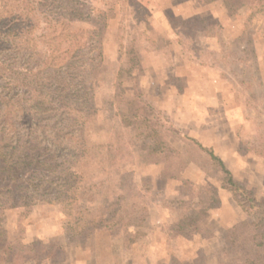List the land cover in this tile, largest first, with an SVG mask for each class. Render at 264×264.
<instances>
[{
    "label": "rangeland",
    "instance_id": "1",
    "mask_svg": "<svg viewBox=\"0 0 264 264\" xmlns=\"http://www.w3.org/2000/svg\"><path fill=\"white\" fill-rule=\"evenodd\" d=\"M92 3L105 10L107 27L103 65L94 81L96 115L86 131L89 147L85 154L92 155L77 165L83 180L73 215L96 220L106 210L102 194L123 190L128 195L123 214L131 233L137 235L130 247L108 230L70 242L64 234V213L55 204L38 200L29 212L23 208L4 212L7 239L20 235L29 245L23 264L226 262L225 228L220 227L219 219L242 226L246 211L222 187L223 174L201 170L196 159L181 172V178L191 180L193 186L161 177L162 165L145 158L143 141L132 143L130 129H119V112L113 106L115 79L120 69L139 66L143 72L139 84L158 119L171 125L180 137H195L210 147L237 183L256 200H264V14L250 17L245 7L228 13L219 1ZM33 34H41V25ZM134 53L137 66L130 61ZM48 101L46 106H51ZM121 106V113H131L129 106ZM101 145L105 148H97ZM166 147L189 161L184 142L167 141ZM206 183L216 186L217 203L207 209L197 232L188 238L178 236L176 221L186 210L202 209L195 193ZM190 203L195 206H187ZM210 211L220 212L218 222L217 216L208 218ZM260 232L262 243L254 252L264 256V221ZM56 244L63 248L55 251Z\"/></svg>",
    "mask_w": 264,
    "mask_h": 264
},
{
    "label": "trees",
    "instance_id": "2",
    "mask_svg": "<svg viewBox=\"0 0 264 264\" xmlns=\"http://www.w3.org/2000/svg\"><path fill=\"white\" fill-rule=\"evenodd\" d=\"M97 1L108 6L110 0H0V260L3 264H23L24 255L30 251L20 235L7 239L2 226L4 212L16 208L29 212L38 200L55 204L64 213L67 217L64 234L70 242L108 230L130 247L137 235L131 233L123 214L128 204V195L123 190L104 196L100 192L106 210L96 220L75 219L73 215L83 180L77 165L92 155L85 154L89 147L86 131L96 115L94 81L103 65L107 14L103 8H95L92 2ZM203 1H219L228 13L245 7L250 17L264 14V0ZM40 25L41 34L34 37V30ZM132 55L130 61L135 64V53ZM137 67L116 73L113 106L119 112V129H130L132 143L136 139L143 141L141 150L145 158L162 165L160 174L164 179L181 180L184 185L193 186L191 180L181 178V172L193 159L201 170L221 172L222 187L233 194L247 214L242 226L232 225L222 230L227 256L222 264H264V256L254 252L262 243L264 200H256L237 183L210 147L195 137H180L171 125L166 126L158 119L139 84L143 72ZM126 82L131 83L130 87ZM46 101L51 106H46ZM121 105L129 106L131 113H121ZM174 140L186 145L188 162L176 151L167 149L166 142ZM109 159L114 160V155L109 153ZM96 193L99 195V191ZM195 195L201 199L202 209L186 210L176 221L174 229L178 236L188 238L197 232L207 209L218 201V190L212 183H206ZM62 248L56 244L55 251Z\"/></svg>",
    "mask_w": 264,
    "mask_h": 264
},
{
    "label": "crops",
    "instance_id": "3",
    "mask_svg": "<svg viewBox=\"0 0 264 264\" xmlns=\"http://www.w3.org/2000/svg\"><path fill=\"white\" fill-rule=\"evenodd\" d=\"M215 211H210L208 212V218L210 217L211 219H214L213 217L217 216V222H218V215L220 212H217L216 214L214 213ZM212 214V217L210 216ZM220 227L222 228H227V227H230L232 226L233 224L231 222H228V221H222L221 219H219V223ZM212 239H214V237H211Z\"/></svg>",
    "mask_w": 264,
    "mask_h": 264
}]
</instances>
